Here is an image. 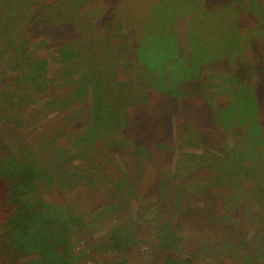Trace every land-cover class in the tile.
Here are the masks:
<instances>
[{
    "label": "rangeland",
    "instance_id": "obj_1",
    "mask_svg": "<svg viewBox=\"0 0 264 264\" xmlns=\"http://www.w3.org/2000/svg\"><path fill=\"white\" fill-rule=\"evenodd\" d=\"M238 82L264 130V0H0V156L44 165L35 199L81 224L73 264H264V175L232 156L264 135ZM172 84L184 96L156 88ZM6 221L0 264H43Z\"/></svg>",
    "mask_w": 264,
    "mask_h": 264
},
{
    "label": "trees",
    "instance_id": "obj_2",
    "mask_svg": "<svg viewBox=\"0 0 264 264\" xmlns=\"http://www.w3.org/2000/svg\"><path fill=\"white\" fill-rule=\"evenodd\" d=\"M15 14L11 15L6 11L1 12V15L4 17L3 26L9 29L15 27L18 29L16 31H19L21 34L23 31H21L19 27L21 23L22 27L24 26V17L22 14ZM236 27L237 25L235 28ZM185 63L186 65L182 69L183 77L180 79L183 80L188 77L192 78L199 75L195 72L198 65L191 64L194 68H190L188 67V61H185ZM169 66H171V64H169ZM256 74L258 76V72H256ZM181 76L182 75H179L178 77ZM146 81L152 84V82L148 81V78H146ZM181 85L182 84H180V86ZM238 85L241 88H247V86H249L252 89V97L248 98V101L247 99H244L246 103L244 113L249 120L241 122L243 114L237 115V118L241 123H248L250 125L251 129H248L249 131L252 133L258 132L257 140L261 141L263 136H260L259 134L264 135V130L262 129L263 124H261L258 119V110L260 107L258 102L259 100L256 96V90L249 83L238 82ZM177 87H179V85L175 87V84H172L169 87L157 86L156 88L163 91L167 95L174 97H177L178 95L184 96L183 92H175L178 89ZM137 103L140 102L138 101ZM235 108L234 106L229 105L221 108L220 111H222V114L218 115V119H216L217 125L219 126L221 122L223 123V120L226 119L227 116L230 120V117L234 113L236 115ZM216 111L218 112V108ZM157 114H165L169 116V119L172 117L167 114L164 107L161 106L160 111ZM232 122L233 121L227 123L226 125L229 126ZM254 126L256 127L254 128ZM250 143V150L245 153L240 151L237 154H235L236 151L235 153L232 151V156L235 155L240 163H246V160L249 159L254 160V166L246 167L242 174L246 173L245 171L253 172L259 170L260 175H264V151L260 149L255 150V148L251 147L255 141H250ZM246 145L247 141L239 146L246 147ZM233 149L235 150V147ZM232 156L226 158L225 161H232ZM45 172L46 168L39 162L37 155L31 150L22 149L19 150L18 154L0 156V179L3 180L6 185L4 188H7L6 194L4 193V197L0 198V200L3 199L5 202V207H3L2 210L5 218L0 214V225L2 221L7 220L5 225L9 236H11L10 232L12 231V228L18 231L19 235L16 240L17 244L11 242L9 243L10 245H8L14 250H18L19 252L37 251L42 255L43 264H73L71 262L73 257L70 252V244L72 243V238H79L78 234L74 233V231L76 228L80 229L81 224L78 218L72 215L73 211L71 210V207L60 206L56 202L46 203L41 197L39 200L35 199L38 194L37 189L40 186L39 177L43 176ZM240 215L244 218V220H250V216H247V211L244 207L243 213H240ZM257 217L258 216L251 214L252 220L257 219ZM9 236L6 235L7 238ZM5 243L8 244L6 241Z\"/></svg>",
    "mask_w": 264,
    "mask_h": 264
}]
</instances>
